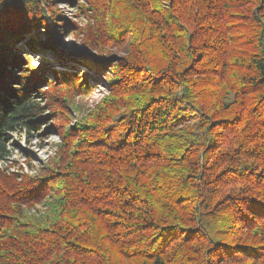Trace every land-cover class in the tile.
Returning a JSON list of instances; mask_svg holds the SVG:
<instances>
[{"label": "trees", "instance_id": "16d2710c", "mask_svg": "<svg viewBox=\"0 0 264 264\" xmlns=\"http://www.w3.org/2000/svg\"><path fill=\"white\" fill-rule=\"evenodd\" d=\"M86 1L87 44L122 53L70 58L55 0H0V161L14 133L60 136L0 168V264H264V0Z\"/></svg>", "mask_w": 264, "mask_h": 264}, {"label": "rangeland", "instance_id": "374dc122", "mask_svg": "<svg viewBox=\"0 0 264 264\" xmlns=\"http://www.w3.org/2000/svg\"><path fill=\"white\" fill-rule=\"evenodd\" d=\"M76 2H79V7H75ZM56 5L59 10H61L62 15L69 22V26L65 29L60 28L61 32L58 34V46L56 50H61L69 57L77 60L79 58L82 60L81 56L90 57V61H94V57L97 58V53H115L123 52V48H111V46L105 45L100 47L101 43H93V46H89L87 43V37L93 33V27L95 25V14L92 9H84L82 6L87 5L86 0H74V4H70L69 0H55ZM82 8V9H80ZM42 34H40L41 36ZM89 40V39H88ZM59 52V53H61ZM41 52L32 53L33 60H38V56H41ZM46 53L49 56H53V50H48ZM95 55V56H94ZM78 61V60H77ZM36 62V61H35ZM54 63V61L52 62ZM99 63V62H97ZM100 64V63H99ZM86 67L82 65L79 71H85ZM94 71L90 69V72ZM106 75V76H105ZM110 74L108 71H102L96 75V78L92 81L90 86V91L87 95H82L74 97L71 101V105L68 104V110L64 114V119H66L68 126H72L77 122H80L85 115V113L95 106L100 99L108 93V80L110 79ZM59 95H63L59 93ZM62 100V99H61ZM63 104V101H61ZM53 109L56 105L52 106ZM63 119V120H64ZM56 121H61L57 120ZM177 127L188 126L196 130L198 124V117L189 112L184 113L178 120ZM52 134V132H48ZM47 141V142H46ZM60 141L59 134L47 135L45 139L36 135L35 133L27 136L25 133H14L10 137V154L7 159L0 161V168H4L6 171H20L19 167L24 171L33 173V168L27 167L26 161H30L31 165L36 168L38 166V161L44 159L47 154H50L55 150L56 143Z\"/></svg>", "mask_w": 264, "mask_h": 264}]
</instances>
